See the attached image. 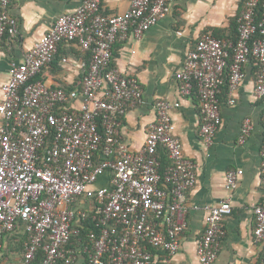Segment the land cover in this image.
<instances>
[{
  "label": "built area",
  "instance_id": "obj_1",
  "mask_svg": "<svg viewBox=\"0 0 264 264\" xmlns=\"http://www.w3.org/2000/svg\"><path fill=\"white\" fill-rule=\"evenodd\" d=\"M10 1L0 0V43L18 33ZM126 1V11L106 16L101 0H82L74 13L56 19L21 63L11 65L1 88L0 253L2 239L22 227L27 243L20 264L37 258L40 264H80V258L81 264H172L178 251L186 194L196 183V165L183 156L172 131L170 110L179 103L155 102L156 120L144 147L132 153L121 139V119L142 103L143 92L135 78L111 66L114 45L132 27L140 37L175 0ZM237 31L235 41L206 32L179 74L180 95L195 94L198 100L199 134L207 147L221 125L220 87L227 83V103L233 104L251 61L257 67L255 96L264 97V0H244ZM62 43H75L87 55L74 62L82 74L75 89L33 81ZM251 130L245 119L240 142ZM161 151L169 160L163 171ZM260 172L264 182V140ZM105 175L108 183L96 187ZM241 176V170L226 173L227 194ZM231 211L229 198L208 211L197 241L200 264L217 259L223 220ZM252 211L264 264V202ZM88 218L94 229L83 237Z\"/></svg>",
  "mask_w": 264,
  "mask_h": 264
},
{
  "label": "crops",
  "instance_id": "obj_2",
  "mask_svg": "<svg viewBox=\"0 0 264 264\" xmlns=\"http://www.w3.org/2000/svg\"><path fill=\"white\" fill-rule=\"evenodd\" d=\"M81 1H10L8 12L16 21L18 33L0 45V101L1 88L8 81L11 65L21 63L24 55L49 32L56 19L74 13ZM127 9L126 0H101L100 3V13L106 16L120 14ZM243 10L244 0H175L165 17L140 37L134 35L132 27L127 39L113 47L111 66L123 75L135 78L143 92L142 103L128 109L121 119L122 141L132 153L140 151L149 126L156 120L155 102L179 103L178 108L170 110L172 131L180 142L183 156L196 165V183L187 192L183 206L186 226L172 264H200L196 253L197 241L205 230L208 211L227 198L232 211L223 220L224 235L220 239L217 259L212 264H259L263 259L262 247L254 239L252 211L255 205L264 202V182L260 172L264 97L259 99L255 96L257 67L251 62L246 64L234 103L228 104V97L221 103V125L213 144L208 147L199 134L200 115L195 94L183 97L179 90V74L188 52L209 31L222 41H232V26ZM63 59L67 62L64 63ZM84 59L87 55L77 44L62 43L39 79L52 88L75 89L82 74L74 62ZM80 101L74 105L79 106ZM245 119L251 121L252 130L240 142ZM159 159L161 163L160 154ZM168 166L169 160H162L161 171ZM229 170L242 171L238 185L230 195L224 189ZM107 183L108 175H105L97 181L96 187ZM26 239L22 227L6 235L1 242L0 264L11 261L9 253L19 250L20 246L24 251ZM14 260L10 263L20 264L22 254ZM79 262L82 263V258Z\"/></svg>",
  "mask_w": 264,
  "mask_h": 264
},
{
  "label": "trees",
  "instance_id": "obj_3",
  "mask_svg": "<svg viewBox=\"0 0 264 264\" xmlns=\"http://www.w3.org/2000/svg\"><path fill=\"white\" fill-rule=\"evenodd\" d=\"M232 29L234 31V34H233L234 37L232 38V41H235L238 38L237 21H236L235 25L232 26ZM213 35H214L215 38H217V39L220 40V37H218L214 33H213ZM7 38L8 37L5 36L3 38V40H2V42H4L5 40H7ZM2 42L0 43V45L2 44ZM251 63H252V61H251ZM35 80H41V79H39V76H37L33 81H35ZM227 94H228V86H227V83H224V85H222L220 87L219 94H218V100H219L220 105L226 99ZM220 105H219V108H220ZM159 154H160V156H162V160H167L168 161V157H167V155H166V153L164 151H161ZM162 160H161V163H162ZM85 228L86 229L82 231V236L83 237H85L84 235L87 234L88 230L94 229L92 227V223L90 222L89 218L87 219V222L85 223ZM26 243H27V239H26ZM16 248H17V246L15 245V248L14 249H16ZM14 251H16V252H20L21 251L20 254H22V256H23L24 251H23V247L22 246H21V248H19V250L16 249V250H13L12 252H14ZM34 264H40V259L37 258V260L35 261Z\"/></svg>",
  "mask_w": 264,
  "mask_h": 264
},
{
  "label": "rangeland",
  "instance_id": "obj_4",
  "mask_svg": "<svg viewBox=\"0 0 264 264\" xmlns=\"http://www.w3.org/2000/svg\"><path fill=\"white\" fill-rule=\"evenodd\" d=\"M20 248H21V246H20ZM20 252H21V251H20ZM20 252H16V251H14V252H12V253H9V256H10L11 261H3V259H2V261H3L5 264H13V263H10V262H15L14 258L17 257L18 255H20V254H19Z\"/></svg>",
  "mask_w": 264,
  "mask_h": 264
}]
</instances>
